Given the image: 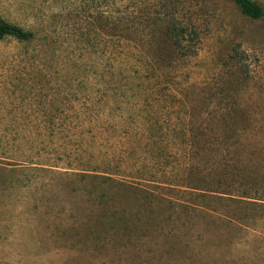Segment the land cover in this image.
<instances>
[{"label": "rangeland", "instance_id": "1", "mask_svg": "<svg viewBox=\"0 0 264 264\" xmlns=\"http://www.w3.org/2000/svg\"><path fill=\"white\" fill-rule=\"evenodd\" d=\"M0 16L33 34L0 38V264H264V18L232 0Z\"/></svg>", "mask_w": 264, "mask_h": 264}, {"label": "trees", "instance_id": "2", "mask_svg": "<svg viewBox=\"0 0 264 264\" xmlns=\"http://www.w3.org/2000/svg\"><path fill=\"white\" fill-rule=\"evenodd\" d=\"M240 8L241 12L255 20L264 18V6L255 0H232ZM171 36L174 40V45L177 49H182V39L184 34L187 32L185 27L174 26L171 29ZM14 37L18 40H29L33 37L32 32L26 31L23 28L13 25L7 22L3 17L0 16V38ZM181 38V39H180ZM237 58L240 60L245 59L242 54L236 52Z\"/></svg>", "mask_w": 264, "mask_h": 264}]
</instances>
